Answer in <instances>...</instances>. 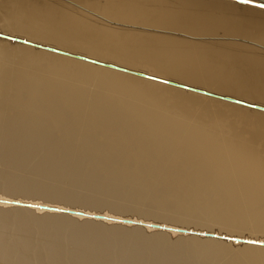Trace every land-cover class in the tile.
Masks as SVG:
<instances>
[{"label": "bare ground", "instance_id": "bare-ground-1", "mask_svg": "<svg viewBox=\"0 0 264 264\" xmlns=\"http://www.w3.org/2000/svg\"><path fill=\"white\" fill-rule=\"evenodd\" d=\"M159 2L0 0L1 262L264 264V111L161 81L264 107V24Z\"/></svg>", "mask_w": 264, "mask_h": 264}, {"label": "rangeland", "instance_id": "rangeland-1", "mask_svg": "<svg viewBox=\"0 0 264 264\" xmlns=\"http://www.w3.org/2000/svg\"><path fill=\"white\" fill-rule=\"evenodd\" d=\"M99 1H102V0H99ZM104 1L106 2V1H110V0H103V2ZM162 1L163 2L165 1L164 2L165 4H169V5L176 6V7H182V6H180L181 3H179V2H181V0H179V1L178 0H161V3L159 2V5H162L163 4ZM188 1H191L192 3L191 2L190 3L193 4V5H190L191 7H189V6H183L182 8H185L186 7V9H187L189 7L190 11L192 10V12H194V11L197 12V13H200L201 12L202 14H208V16L211 15L212 17H217V19H219V18H225V16H226L229 21H232V18L234 16H235V18H233V19H236V18L237 19H243L244 18L247 21L250 20L251 24H254V26H252V27L250 25L247 26L249 29H252L254 31H255V28L254 27H256V25H258L260 23H263L264 24V21H263L264 20V12L262 13L263 15L261 14V12H259L260 13L259 14L258 11L252 10L253 11L252 12L251 10L249 11L246 8L244 9L242 6H239L238 4H235V6H233L234 4H232V3L230 4L229 2L227 3L226 1H225V3L223 1V3L221 2V3L215 4V3H211L210 0H188ZM127 2H130V0H127ZM139 3H142V2L140 1ZM237 6H239L238 8H240L241 11L237 8ZM241 7L243 8V10H242ZM214 13H216V14H214ZM220 13H222V14H220ZM225 13H226V15L223 16V14H225ZM255 17L257 19H259V20L253 19ZM32 230H34V229H32ZM61 232L63 233V234H61L63 237H67V236L70 235V234L68 235V232L66 234V231H61ZM164 240L166 241V239H162L161 241H164ZM2 262L4 264H8L5 261H2ZM2 262L0 260V264H3Z\"/></svg>", "mask_w": 264, "mask_h": 264}, {"label": "water", "instance_id": "water-1", "mask_svg": "<svg viewBox=\"0 0 264 264\" xmlns=\"http://www.w3.org/2000/svg\"><path fill=\"white\" fill-rule=\"evenodd\" d=\"M236 1H239V2H243V0H236ZM249 4H252V5H255V6H258V4L260 3H249ZM9 38V37H7ZM10 39H13V40H16V41H19V42H24V43H27V44H32V45H35V46H38V47H41V45H38V44H34L32 42H29V41H26L25 39H21V38H12L10 37ZM45 49L47 50H50V51H54V52H58V53H64L66 54V52L64 51H60V50H57V49H54L52 47H44ZM76 58H79V59H83V60H87V61H90V62H94V63H98V64H101V65H104V66H107L109 68H113V69H117V70H121V71H124V72H131L133 74H136L138 76H141V77H146V78H152V79H156L154 77H151V76H148L146 75L145 73L143 72H137V71H130L128 69H125L123 67H119L117 65H114V64H111V63H103V62H100V61H96V60H93V59H89L87 57H84V56H80V55H75ZM157 80V79H156ZM162 82H165L167 84H171V85H174V86H177V87H180V88H185V89H190V90H194V91H197V92H200V93H203V94H206V95H209V96H214L216 98H219V99H222V100H226V101H230V102H234V103H237V104H242V105H245V106H249L251 108H255V109H258V110H261V111H264V107L263 106H260V105H257V104H249V103H246L244 101H241V100H238V99H235V98H232L230 96H223V95H218V94H214V93H211V92H208V91H205L203 89H199V88H193V87H189V86H186V85H183V84H180V83H176L174 81H170V80H161Z\"/></svg>", "mask_w": 264, "mask_h": 264}, {"label": "snow or ice", "instance_id": "snow-or-ice-1", "mask_svg": "<svg viewBox=\"0 0 264 264\" xmlns=\"http://www.w3.org/2000/svg\"><path fill=\"white\" fill-rule=\"evenodd\" d=\"M243 2H245V3H253L254 0H243ZM258 7L264 8V3L258 4Z\"/></svg>", "mask_w": 264, "mask_h": 264}]
</instances>
